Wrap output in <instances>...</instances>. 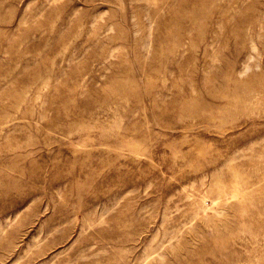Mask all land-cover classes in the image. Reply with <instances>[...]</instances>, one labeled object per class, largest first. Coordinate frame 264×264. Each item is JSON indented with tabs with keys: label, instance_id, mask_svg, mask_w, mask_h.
I'll use <instances>...</instances> for the list:
<instances>
[{
	"label": "rangeland",
	"instance_id": "obj_1",
	"mask_svg": "<svg viewBox=\"0 0 264 264\" xmlns=\"http://www.w3.org/2000/svg\"><path fill=\"white\" fill-rule=\"evenodd\" d=\"M0 264H264V0H0Z\"/></svg>",
	"mask_w": 264,
	"mask_h": 264
}]
</instances>
